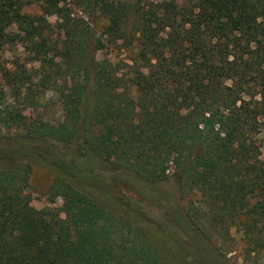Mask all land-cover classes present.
<instances>
[{"label": "trees", "instance_id": "trees-1", "mask_svg": "<svg viewBox=\"0 0 264 264\" xmlns=\"http://www.w3.org/2000/svg\"><path fill=\"white\" fill-rule=\"evenodd\" d=\"M68 10L83 18L60 39L48 18ZM22 43L33 46L24 62L0 60V133L149 185L172 176L187 203L112 211L57 178L62 206L38 210L31 164L0 169V264H228L234 225L246 256L264 257V0H0V54ZM47 92L59 93L57 123L38 114Z\"/></svg>", "mask_w": 264, "mask_h": 264}, {"label": "rangeland", "instance_id": "rangeland-1", "mask_svg": "<svg viewBox=\"0 0 264 264\" xmlns=\"http://www.w3.org/2000/svg\"><path fill=\"white\" fill-rule=\"evenodd\" d=\"M80 17L82 15L75 10H68L61 16L49 17L48 21L53 36L64 39ZM85 20L87 19L85 18ZM89 22L98 34L103 31L106 25V19L99 13H96L95 20H89ZM32 49L33 46L30 43L11 46L0 54V60L6 66H10V63L16 59L24 62ZM97 57L100 61L116 59L115 53L110 54V52H99ZM1 84L0 79V88L5 90L6 88ZM58 94L57 92L45 93L38 113L43 119L52 123L61 120L60 107L57 102ZM26 114L29 115V113ZM35 115L36 113L32 114L33 117ZM32 149L40 150L45 158L71 163L76 172L70 175L65 174L51 165L48 160L39 158ZM72 151L55 141L32 142L25 138L21 130H2L0 133V169H12L25 163L31 164L27 193L31 198V205L35 209L60 208L62 206V197L56 196L52 191V187L57 183V178H62L74 188L83 191L107 210L120 211V203L130 201L141 204L140 206L144 209L157 211L160 214H172L178 207L185 208L186 206L187 201L181 198L172 176L162 183L149 185L128 169L92 158L73 157ZM230 240H232L230 241L231 245L223 247L220 251L228 264H264L262 255L252 253L250 256H246L244 253L245 244L240 229L236 225L230 229Z\"/></svg>", "mask_w": 264, "mask_h": 264}]
</instances>
